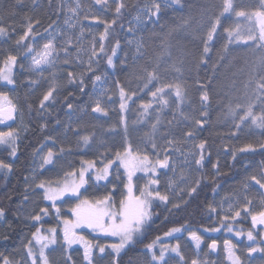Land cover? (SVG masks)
I'll return each instance as SVG.
<instances>
[{
	"label": "rangeland",
	"instance_id": "rangeland-1",
	"mask_svg": "<svg viewBox=\"0 0 264 264\" xmlns=\"http://www.w3.org/2000/svg\"><path fill=\"white\" fill-rule=\"evenodd\" d=\"M165 1H147V8L139 9L127 21L125 47L114 56L119 66L129 62L134 68L140 89L150 85L135 101L142 105L145 116L141 118L139 112L137 117L132 106L138 135L134 147L125 123L131 100H124L123 94L117 92L110 69L102 68L98 60V47L107 38L101 34L100 26L106 16L104 8L117 0H61L63 19L36 39L23 66L28 94H33L44 78H55L66 66L73 70L80 85L85 71L101 68L102 75L93 79L87 101L69 108L57 134L32 153L33 170L18 212L25 224L35 226L23 233L0 264H114L128 246L143 236L153 202L174 200L190 182L189 173L197 165L199 153L190 136L178 131L187 121L179 91L172 89L176 80L169 67L168 52L170 40L183 33L185 25L168 21L166 14L170 15L174 7ZM258 5V10L249 15L239 14L238 24L229 36L240 43L255 44L261 59L264 0ZM226 8L229 13L231 0ZM2 50L7 58L0 69V145L5 147L12 145L17 134L25 136L28 122L15 84V55L8 48ZM259 62L254 65L257 73L249 82L253 88L248 97L255 105L254 118L264 122V70L258 69L264 60ZM259 84L262 88H258ZM3 108L12 109L3 114ZM114 111L122 114L116 140L123 142L124 149L110 153L116 133L107 124L115 118L105 115ZM35 117L42 121L40 113ZM155 139L158 152L151 146ZM218 140L217 154L232 150L233 138ZM85 148L90 157L86 153L85 157L84 153L72 156ZM11 166L0 156V169L10 171ZM38 168H43L40 173ZM263 197L264 163L249 164L240 186L217 199L216 210L225 221L222 226L207 230V235L173 229L165 239L142 247L136 262L264 264ZM252 200L256 201L253 209ZM257 210L260 211L252 213ZM247 213L251 214L244 218ZM45 219L52 223L43 222ZM4 232L0 223V238L6 236Z\"/></svg>",
	"mask_w": 264,
	"mask_h": 264
},
{
	"label": "trees",
	"instance_id": "trees-1",
	"mask_svg": "<svg viewBox=\"0 0 264 264\" xmlns=\"http://www.w3.org/2000/svg\"><path fill=\"white\" fill-rule=\"evenodd\" d=\"M147 1L117 0L105 6L106 16L100 26L101 34H106L107 38L103 41L99 38L101 44L97 53L100 66L110 69L117 92L123 94L124 100L126 97L131 100L125 123L132 147L138 139L132 106L137 117L140 114L141 118L145 116L142 105L135 101L149 90L150 85L141 90L136 84L134 68L129 62L119 66L114 56L125 47L124 36L128 31L125 24ZM227 1H165L174 7L170 15L166 14L168 21L185 25L184 32L175 34L169 42V67L176 80L172 89L179 91L183 116L187 121V125L178 131L196 143L198 160L189 173L190 182L174 200L153 202L143 236L128 246L114 264H139L136 256L142 247L165 239L173 229L201 235L205 230L220 227L225 221L216 210L219 196L239 187L249 164L264 163V122L254 118L255 105L248 97L253 88L248 86L249 82L257 73L256 69L253 70L254 65L264 60V55L260 59L261 54L255 44L240 43L229 36L238 24L239 14L255 12L261 0H231L229 13L226 12ZM263 9L264 6L261 11ZM63 16L61 0H0V69L7 58L2 49L8 48L16 58L15 84L21 92V106L28 122L24 137L17 134L12 145H0V156L12 164L10 171L0 169V223L4 225L6 234L0 238V263L23 233L35 226L25 224L18 212L20 202L26 196L24 187L32 165V153L44 140L57 134L69 108L87 101L92 93L94 76L102 73L101 68L85 71L80 85L73 70L66 66L55 78H44L35 92L28 94V83L23 77L25 57L31 53L36 39L59 23ZM260 68L264 70V63L258 66ZM0 87H3L1 82ZM258 88H262L261 84ZM118 98L122 99L120 94ZM10 109L5 108L7 111ZM35 113L41 114V122ZM105 116L116 120L107 124V128L112 127L110 130L116 133L110 153L121 151L124 144L117 141L116 136L121 131L122 114L114 111ZM98 126L95 128L100 130ZM221 137L233 138L234 146L229 152L217 154L215 148ZM151 146L154 152H158L156 139ZM82 153L84 157L85 153L90 157L86 148L73 152L72 156ZM43 222L52 223L51 219Z\"/></svg>",
	"mask_w": 264,
	"mask_h": 264
},
{
	"label": "bare ground",
	"instance_id": "bare-ground-1",
	"mask_svg": "<svg viewBox=\"0 0 264 264\" xmlns=\"http://www.w3.org/2000/svg\"><path fill=\"white\" fill-rule=\"evenodd\" d=\"M141 8H147V5H146V6L144 5V6L140 7V8H138V9L135 11V13L132 15V17H133V16L137 13V11H138L139 9H141ZM135 36L137 37L138 35H135ZM130 49H131V48H130ZM97 75H98V74H96V75L94 76V78H95ZM94 78H93V79H94ZM44 141H45V140H44ZM44 141H43V142H44ZM43 142H42V143H43ZM31 174H32V173H31ZM35 175H37V174H35Z\"/></svg>",
	"mask_w": 264,
	"mask_h": 264
},
{
	"label": "flooded vegetation",
	"instance_id": "flooded-vegetation-1",
	"mask_svg": "<svg viewBox=\"0 0 264 264\" xmlns=\"http://www.w3.org/2000/svg\"><path fill=\"white\" fill-rule=\"evenodd\" d=\"M6 111H7V110L2 109V113H3V114H4ZM262 196H263V195H262ZM254 204H255V203H254ZM254 204H253V205H254ZM263 206H264V204H263ZM263 206H262V207H263ZM261 209H262V208H261ZM261 209H260V210H261ZM260 210H259V211H260Z\"/></svg>",
	"mask_w": 264,
	"mask_h": 264
}]
</instances>
